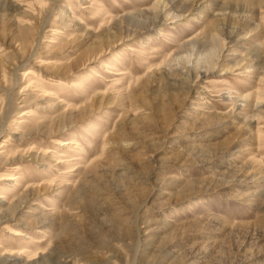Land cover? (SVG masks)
I'll use <instances>...</instances> for the list:
<instances>
[{
  "label": "rangeland",
  "instance_id": "374dc122",
  "mask_svg": "<svg viewBox=\"0 0 264 264\" xmlns=\"http://www.w3.org/2000/svg\"><path fill=\"white\" fill-rule=\"evenodd\" d=\"M0 264H264V0H0Z\"/></svg>",
  "mask_w": 264,
  "mask_h": 264
},
{
  "label": "bare ground",
  "instance_id": "6f19581e",
  "mask_svg": "<svg viewBox=\"0 0 264 264\" xmlns=\"http://www.w3.org/2000/svg\"><path fill=\"white\" fill-rule=\"evenodd\" d=\"M29 73V72H28Z\"/></svg>",
  "mask_w": 264,
  "mask_h": 264
}]
</instances>
